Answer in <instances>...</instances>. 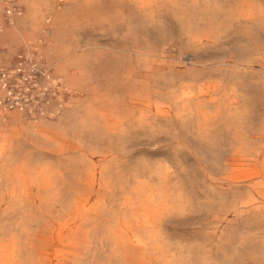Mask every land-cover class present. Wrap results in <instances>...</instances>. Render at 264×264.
<instances>
[{
    "label": "bare ground",
    "instance_id": "bare-ground-1",
    "mask_svg": "<svg viewBox=\"0 0 264 264\" xmlns=\"http://www.w3.org/2000/svg\"><path fill=\"white\" fill-rule=\"evenodd\" d=\"M6 6L14 36L39 31L41 22L46 28L41 40L26 41L20 72L22 60H16L2 83L7 89L0 86V156L15 135L33 138L24 162L0 167V264H191L187 252L178 260L162 238L163 217L189 207L180 192L161 187L176 177L168 160L127 167L131 156L147 152L133 149L131 135H153L163 122L179 124L198 140L192 146L186 135L174 138L177 149L194 159L191 172L203 186L198 205L210 225L264 212V121L254 135L242 133L251 127L255 106L254 63L257 80L264 79V8L239 10L220 0H10ZM239 19L257 47L247 60L239 63L231 54L226 62L217 60L214 75L185 79L167 94L152 88L151 79L166 70L204 64L192 54L173 56L176 36L193 50L217 49L222 33ZM86 28L97 37L80 42L77 31ZM46 49L63 78L45 69L49 64L40 55ZM88 66L121 69L122 85L130 86L125 103L98 108L101 97L94 93L92 106H83L72 93L60 105L35 111V71L41 88L58 95L75 80L71 71ZM239 190L246 194L236 200ZM237 242L242 246L247 238Z\"/></svg>",
    "mask_w": 264,
    "mask_h": 264
},
{
    "label": "rangeland",
    "instance_id": "rangeland-1",
    "mask_svg": "<svg viewBox=\"0 0 264 264\" xmlns=\"http://www.w3.org/2000/svg\"><path fill=\"white\" fill-rule=\"evenodd\" d=\"M9 1L10 0H0V35L6 38V40H0V81L2 80V76H4L2 72L12 67L14 61L22 60V62H19L20 64L18 63V66L26 61V41L32 42L36 39L41 40V35L39 33L41 29L46 28L43 22H41L39 31L31 32L28 30L22 37L16 35V38V36L11 33L12 28L8 16L9 11H7L6 6ZM220 1L224 7L234 6L239 10L245 5H251L255 11H257L259 7H261L260 9L264 8V0ZM52 5L53 4H50V6L44 10V16L52 9ZM239 20L240 21H237L232 28H228L222 33V36L224 37L217 49L205 48L193 50V48L185 46V42L181 40L182 38L180 39L176 36L172 41V55L176 56L178 52L192 54L198 60L204 62V64L202 65L201 63L197 66L186 65L184 67L175 66L172 70H166L160 79H151L152 88L161 91L163 94H167L172 85H178L185 79L189 80V78L195 76L198 79H201L205 76L214 75L215 69L217 68V60L219 59V61L226 62L231 54L239 63L247 60L249 57L248 53L256 50L257 47H255L253 40L247 37V31L243 27L246 23L243 22L242 19ZM236 29L239 32L236 31ZM83 31H77V35L80 36V42L86 40L89 36L97 37L96 33L93 30L92 32L90 28H86ZM261 35L264 37L263 34ZM7 53L9 54L8 59L4 60L3 55ZM42 53L43 54L40 56L46 60L47 64L50 65V63H52V66L48 65L45 69H47L51 75H56L58 78L62 77L61 72L56 70L55 65L52 62L53 58L52 55H50V52L46 49L45 51L43 50ZM47 60H49V62ZM243 64H245V62ZM254 65L257 66H254L255 75H253V77L255 79H253V81L257 86L254 88L251 98L255 101V106L252 110V120H250L251 127L242 131V133H247L248 135H254L257 133L258 128L264 121V113L262 111L264 104V79L257 80L259 64L254 63ZM231 67L232 66L223 69L222 72L228 73ZM19 70L20 68L17 69V71ZM71 72L76 73L75 80L72 81V84L68 85L70 86L69 88L61 86V92L58 95L48 91L45 92L44 89L41 88L44 83L40 81L42 80L41 72H34L35 77L37 76L39 81L35 83V86L34 84L30 86V94L34 96L35 105L33 106H36V112L45 108L49 109L54 105H60L61 101H67L72 93V95L77 97L76 100L81 102L83 106L86 104L92 106L94 93L101 97V103L97 104L98 108L106 106L105 108L110 109V104L115 100H117V102L123 100L125 103L128 94L127 86H130L122 85L121 69L116 70L110 67L107 69H94L88 66L81 69L79 72L76 70ZM223 80L226 81V77H224ZM38 92L43 94V96H40ZM83 112L84 110L81 108L80 113ZM26 116L27 114L24 115V119L27 120L25 123H28L29 119H26ZM10 123L11 117L6 120V123H4L3 126H7ZM177 125L178 126L172 125L171 122H163L157 126L158 131L155 134H133L131 135L132 137L129 142L133 149H145L147 152L141 154L136 153L131 156L128 159L127 167L130 169H141L144 163L156 162L162 159L168 160L176 177L170 182L161 183V187L164 192H166V189L169 186L170 193H173L174 195L177 192H180L181 201L185 205L189 203V207L187 206L188 208L184 212H173L170 215L163 217L160 225L163 240L167 243L169 249H172L176 253L178 260L179 256L184 255V251L187 252L191 258V264H201L200 261H198L200 257H206L208 259L207 264H264V212H260V214L256 215L254 218H239L232 225L225 223L217 226L210 225V220L208 218L210 215H208L205 209L199 208L198 205V201L200 199L202 200L203 197V193L200 192V187L203 186H201V179L195 178L194 171L191 172V168L195 166L194 159L185 151L177 149L178 147L175 145L174 138L177 137V135L180 136V138H182L183 135H186L188 143L192 146L197 145L198 140L191 135L190 132L187 134L186 130L181 129L179 124ZM173 127H177V130H173ZM190 131L193 133L192 130ZM15 137V141L7 146L6 153L3 156H0V167L4 164L11 169L24 162V155L31 148L33 138L30 135L23 136L22 134L19 136L15 135ZM194 138L196 141L193 140ZM252 142L255 143L256 141ZM149 150H156L157 153L151 154L148 152ZM179 160L181 162L180 164ZM183 167L186 168L183 169ZM245 194L246 192L244 190H239L235 194L236 200L241 199ZM260 201L262 203L261 206L264 207V198H261ZM212 209L213 210L210 214L215 213L218 208L214 207ZM262 210L264 209L262 208ZM229 217L231 218V215ZM240 237L247 238V242L242 246L237 244V239ZM202 251H204L205 255L201 254ZM155 264L166 263L159 261Z\"/></svg>",
    "mask_w": 264,
    "mask_h": 264
},
{
    "label": "built area",
    "instance_id": "built-area-1",
    "mask_svg": "<svg viewBox=\"0 0 264 264\" xmlns=\"http://www.w3.org/2000/svg\"><path fill=\"white\" fill-rule=\"evenodd\" d=\"M19 64H20V63H19ZM21 64H22V63H21ZM19 66H20V65H19ZM19 66L17 67V69L20 68ZM17 69H16V72L19 73L21 69H20L19 71H17ZM6 71H7V70H4V71L2 72V73L4 74V76H2V80L0 81V86H2V87L5 88V89H7V87H8V83H7V82H4V84H2V83H3V80H4L5 76H6V75H5V74H6ZM30 86H31V85H30ZM30 88H31V87H30Z\"/></svg>",
    "mask_w": 264,
    "mask_h": 264
}]
</instances>
